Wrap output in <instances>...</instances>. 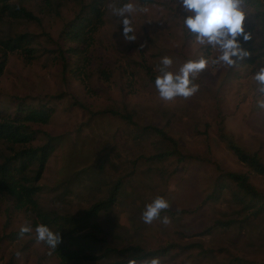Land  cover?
Segmentation results:
<instances>
[{"label":"rangeland","instance_id":"obj_1","mask_svg":"<svg viewBox=\"0 0 264 264\" xmlns=\"http://www.w3.org/2000/svg\"><path fill=\"white\" fill-rule=\"evenodd\" d=\"M89 1L16 0L39 21L0 17V38L29 33L36 48L31 61L18 50L8 53L0 76V112L13 113L20 100L23 106L45 103L53 108L46 124H28L34 137L24 145L36 148L53 138L54 151L36 182L39 206L53 215H76L120 180L110 219L103 214L97 219L102 236L116 250L129 245L146 251L166 247L152 257L161 264H227L236 258L264 264V213L245 212L229 188L216 200H204L215 178L226 171L247 172L253 185L264 191V176L249 171L225 142L230 139L256 152L264 162V110L257 106L253 79L264 66L263 1L249 0L245 29L252 38H241V44L250 55L234 68L209 63L194 81L199 89L191 98L169 102L159 97L147 68L158 76L165 56L173 60L169 71L177 72L188 60L218 54L201 46L184 27L188 13L178 0H104L102 25L85 54H67L69 68L76 71L63 74L54 40ZM125 3L147 9L130 15L137 32L131 42L124 39L121 18L113 14L114 7ZM122 110L131 117H120ZM115 111L119 115L111 113ZM146 125L164 130L180 152L199 159L183 165L173 157L151 159L172 146L152 130L142 133ZM18 147L0 142V161ZM157 196L166 198L170 207L146 224L142 213ZM164 216L170 218L167 225L161 223ZM218 220L235 222L222 227L215 224ZM38 224L30 209H16L13 198L0 192V264H57L48 245L36 239ZM24 225L31 231L11 240L10 234ZM119 259L113 251L90 264Z\"/></svg>","mask_w":264,"mask_h":264},{"label":"trees","instance_id":"obj_2","mask_svg":"<svg viewBox=\"0 0 264 264\" xmlns=\"http://www.w3.org/2000/svg\"><path fill=\"white\" fill-rule=\"evenodd\" d=\"M15 1L0 0V17L8 16L13 19L39 21L36 15ZM262 1L264 3V0ZM103 2L104 0H90L88 3L82 4L74 17L64 24L57 40H54L56 44L54 52L61 64L63 74H66L68 70L76 71V69L69 68L67 54H85L95 32L102 25ZM60 40L63 41V44ZM33 42L34 35L29 33H18L14 36L0 38V76L5 68L9 52L18 50L29 61L35 57L36 48L32 46ZM260 47L264 48V35ZM251 60L253 59H248V61ZM146 73L150 81L155 83L157 76L149 68L146 69ZM20 101L17 102L13 113L2 114L0 112V142H5L11 147L21 146L12 149L11 153L3 156L0 161V192L7 193L13 198V206L16 209L28 208L35 214L39 223L46 224L53 232L60 231L61 242L56 249H50L56 256L57 264H90V260L106 258L113 251L120 254L121 259L112 262L102 261L96 264H128L130 260L138 262L142 259L155 257V255H162L166 251V247L146 251L138 245H129L116 250L102 236L97 219L102 214L105 219H110V213L120 193V180L102 199L76 215L67 213L53 215L52 212L43 210L39 206L36 194L40 187L36 185V182L41 178L45 165L54 151L53 138L50 137L47 143L36 148L24 147V145L34 137L33 132L28 131V124H46L53 113V108L45 103L34 107L23 106ZM123 112L125 113L120 114V117H131L132 113L128 110ZM111 113L119 115L117 111ZM148 129L159 134L161 139L170 141V146H172L156 152L151 156V159L164 161L173 157L181 165L199 159V156L180 152L173 139L156 126L146 125L141 132ZM225 142L249 171L264 176V162L256 152H248L230 139H225ZM226 188L230 189L232 198L248 214L258 216L264 213V191L253 185L247 172H220L215 178L211 192L204 200L218 199ZM234 222L235 220H218L215 224L226 227ZM19 233L20 231L12 232L10 239L15 240ZM100 251L102 253L98 256ZM235 261L237 262L230 261L227 264H250V262L239 258H236Z\"/></svg>","mask_w":264,"mask_h":264},{"label":"clouds","instance_id":"obj_3","mask_svg":"<svg viewBox=\"0 0 264 264\" xmlns=\"http://www.w3.org/2000/svg\"><path fill=\"white\" fill-rule=\"evenodd\" d=\"M178 3L188 13L183 18L184 27L189 33L194 34L201 46L216 49L218 54L211 59L201 57L198 60H188L177 72L169 71L173 60L168 56L163 57L155 87L159 97L165 102L174 101L178 97L185 100L191 98L199 89V85L194 81L209 63L234 68L238 60L250 55L241 44V38L245 42L252 38L251 33L245 29V20L249 15V0H178ZM134 11L146 12L147 9L133 3H125L113 8V14L121 18L124 39L129 42L137 39V32L130 19ZM253 79L259 93L257 106L264 110V66L259 68ZM169 207L166 198L157 196L146 205L142 213L143 222L150 224L160 219L161 213ZM161 223L169 224L170 218L164 216ZM19 231L22 236L31 229L24 225ZM35 231L36 239L45 242L50 249H56L61 242L60 231L53 232L46 224H38ZM128 264H138V262L130 260ZM141 264H161V261L159 258H151Z\"/></svg>","mask_w":264,"mask_h":264}]
</instances>
